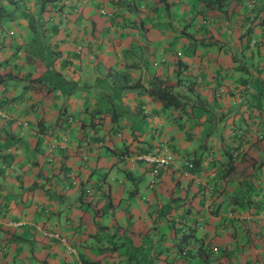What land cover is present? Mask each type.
I'll return each instance as SVG.
<instances>
[{
  "label": "crops",
  "instance_id": "0c3cea01",
  "mask_svg": "<svg viewBox=\"0 0 264 264\" xmlns=\"http://www.w3.org/2000/svg\"><path fill=\"white\" fill-rule=\"evenodd\" d=\"M95 1L70 0L65 41L54 24L50 32L41 25L42 37L47 49L70 48L68 66L77 78L91 77L76 74L83 61L86 71L103 64L111 78L108 87L101 84L108 97L116 96L113 86L121 87L107 123L86 93L68 113L64 105H49L54 89L46 67L39 71L34 63L33 75L24 64L52 57L43 49L37 57L35 34L19 31L33 27L21 18L29 14L28 0L8 8L16 19L8 29L24 39L1 37L0 28V264H83L90 258L182 264L172 247V221L195 225L190 245L213 246L211 258H191L195 264H234V255L236 264H264V134L258 137L264 0H222L217 7L202 0H134L135 6L102 0L111 4L110 18ZM156 85L179 103L154 97L148 89ZM14 117L27 126L15 125ZM154 146L197 164L152 172L133 155ZM240 151L241 157L230 156ZM62 172L74 175L70 190L62 187ZM107 213L111 226L102 220ZM53 232L76 241L79 252L64 250Z\"/></svg>",
  "mask_w": 264,
  "mask_h": 264
},
{
  "label": "rangeland",
  "instance_id": "374dc122",
  "mask_svg": "<svg viewBox=\"0 0 264 264\" xmlns=\"http://www.w3.org/2000/svg\"><path fill=\"white\" fill-rule=\"evenodd\" d=\"M154 1V0H153ZM8 2L10 5L6 4L5 9L3 8V3ZM17 0H0V28L2 32H6L9 27H16V19L13 16L14 14L11 13V10L18 9L20 6V3H16ZM21 2V1H20ZM61 2H63L61 4ZM109 3L116 2V0H108ZM186 4L190 3L191 0H185ZM96 7L110 11L112 13V10H109L107 8L111 7V4L105 5L103 4L102 0H96ZM127 4L129 6H135L134 0H127ZM142 4L145 7L146 2L143 1ZM191 5V4H188ZM187 5V6H188ZM9 6H11V10H9ZM60 6V7H59ZM137 6L140 8L139 4L137 3ZM28 10V15H22L21 18H24L22 21L23 23L26 21L28 25H33L30 30L27 29H20L19 31L24 32L28 35L35 34L34 42L32 41L31 45L33 48V52L36 54L37 57H39L40 50L43 49V52L45 51L48 54H51L52 57L47 58V60L42 59L43 63L39 58L35 60V62H25L24 64L27 66V68L30 69V72L35 75V65L38 66L39 71H43L52 84V89H54V99H52L49 103V105L53 106L58 105V107L65 106V111L68 113L70 112V108L76 107V99L79 95V93H86L88 94L89 99L92 100V103H94L96 109L99 113L103 115L105 118V123H107V114L106 111L112 106V104L115 102L114 100H119L122 96H118L119 92L122 91L121 87L113 86L112 91L115 95L107 94L106 87L103 86L101 88V84L105 83L107 87L111 85V78L109 74H107L104 65H101V68H91L89 71H86L89 69L88 65H86V62L83 61V65L80 67H77L78 70H76V74L84 76L86 74H90L91 77L88 79V82H86L82 78H77V75L72 74V69L70 66V48L64 47V48H58V49H47V45L44 43L43 40V32H42V26L43 24H46V28L48 32H50V26L56 25L57 30L59 31V36H63V41L68 38V33L70 30V0H28V6H25ZM97 8V9H98ZM113 8V7H112ZM53 10V12L51 11ZM111 9V8H110ZM144 9V8H143ZM116 10V8H114ZM100 12V11H99ZM98 12V13H99ZM106 16V15H105ZM108 18L110 16H106ZM16 29V28H15ZM69 29V30H68ZM13 30V29H12ZM17 31V30H15ZM18 34V33H17ZM19 35V34H18ZM4 35H1L3 37ZM21 38L24 39L25 35L20 34ZM46 36V35H45ZM47 37V36H46ZM61 38V37H60ZM21 39V40H22ZM61 40V39H60ZM1 42V41H0ZM46 42V41H45ZM60 42L58 43L54 42V45L60 46ZM0 45V49H1ZM51 47V46H50ZM56 58V59H55ZM3 59H0L2 61ZM35 63V65H33ZM86 67L88 69H86ZM52 69L59 71L54 72ZM45 90V89H43ZM47 91V90H46ZM126 100H128L127 97H124ZM114 101V102H113ZM118 103L116 102V105ZM121 174V172H118ZM146 174L143 175V177L138 180V186L140 190H143L145 187V183L147 181ZM74 188V187H72ZM71 188V189H72ZM68 190H70V187H68ZM70 194H74V192H70ZM106 219V220H103ZM112 216L107 213L106 215H103L102 220L107 226H111L112 222ZM106 226V227H107ZM238 257L234 255L230 259V263H238Z\"/></svg>",
  "mask_w": 264,
  "mask_h": 264
},
{
  "label": "trees",
  "instance_id": "16d2710c",
  "mask_svg": "<svg viewBox=\"0 0 264 264\" xmlns=\"http://www.w3.org/2000/svg\"><path fill=\"white\" fill-rule=\"evenodd\" d=\"M10 1V0H7ZM52 1V0H50ZM204 1V3L206 4H211L212 2L215 3V6H219L221 4L222 0H202ZM63 2H61L62 4ZM60 7V6H59ZM148 92L151 93L154 97H156L157 99H159L163 104H178L179 103V99L176 97V95L169 90L168 88H166L165 86H153L150 87L148 89ZM264 125V122L262 123ZM241 132V129L238 128ZM260 131L263 130V128L259 129ZM172 153V152H171ZM241 153L242 151L237 152V154H232L230 153V156L232 158L235 157H241ZM174 154V153H173ZM189 159L192 164H193V169L195 168V165L197 164L196 160H194V158H187ZM172 166V165H171ZM169 166V167H171ZM168 167V168H169ZM182 167V166H181ZM168 168H159L156 170V173H158L161 170H165ZM184 168V167H183ZM186 169V168H184ZM190 169V170H193ZM67 170L66 168H64L62 171ZM63 173V172H62ZM65 173H63V180H62V187L67 190L68 188L65 186L66 185V181H67V177L64 176ZM72 176L74 177V175L72 174ZM126 177L130 178L131 176L129 174L126 173ZM72 186V185H70ZM68 186V187H70ZM113 233L109 234L108 236L111 238L113 237ZM170 237L175 239V241L172 243V247H174L176 253H177V257L179 259L180 262H182V264H195V261H191V258H197V260L202 261V262H206L208 259L211 258V253H212V249L213 246H211L210 244H199L197 246H192L190 245V241L193 240L195 238V225L191 222H178L177 224L172 221L170 222ZM109 238V239H110ZM58 241L59 239L56 238ZM60 243V241H59ZM70 243L75 245L78 249L79 252V246L78 243L74 240H70ZM115 248V244L112 245ZM77 252V253H78ZM75 254V253H73ZM130 256V253L128 255V257ZM83 264H99L98 258H90V259H83L82 260Z\"/></svg>",
  "mask_w": 264,
  "mask_h": 264
},
{
  "label": "built area",
  "instance_id": "2783aa9c",
  "mask_svg": "<svg viewBox=\"0 0 264 264\" xmlns=\"http://www.w3.org/2000/svg\"><path fill=\"white\" fill-rule=\"evenodd\" d=\"M100 13L104 14L106 16H110L111 12L101 9L99 8ZM13 30L8 29L6 32H3L2 35H7V36H14L15 40L19 41L21 40L20 35H16ZM140 111L142 114L147 113V108H146V104L145 103H141L140 104ZM71 116L68 115L66 117L67 121H70ZM14 123L15 125L18 126H27L28 122L27 120L23 119V118H16L14 117ZM260 128H263L262 131L259 130V134L258 137H263L264 134V125L261 124ZM237 133H240V130L237 129ZM55 142H51L48 144L49 149L54 147ZM234 154H237V152H234ZM133 158L136 160H140L145 166H147L149 168L150 171L155 172L157 169L159 168H168L171 165H177L179 167H184L186 168L185 170H190L193 169V164L192 162L185 158L184 156H180V155H176L173 154L169 151H165L164 153H160V148L158 146H154L153 148L146 150V151H142L139 153H135L133 155ZM65 176L67 177V181H66V187L68 188V186L75 184V178L72 176V173L67 172L65 174ZM148 186H152V182H150L148 184ZM264 214V213H263ZM263 219H264V215H263ZM56 238L59 239L60 244L62 245V247L64 248V250H66L68 253H77L78 249L75 245L71 244L64 236L58 234L57 232H53V234Z\"/></svg>",
  "mask_w": 264,
  "mask_h": 264
}]
</instances>
